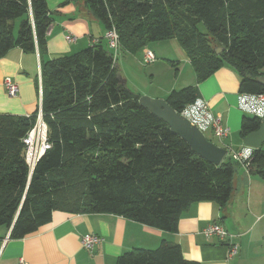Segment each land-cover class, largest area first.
<instances>
[{
	"label": "trees",
	"instance_id": "1",
	"mask_svg": "<svg viewBox=\"0 0 264 264\" xmlns=\"http://www.w3.org/2000/svg\"><path fill=\"white\" fill-rule=\"evenodd\" d=\"M69 1V0H67ZM103 26L118 34L119 48L175 36L200 82L223 65L240 76L239 92H264L256 77L264 67V0H83ZM18 20L17 33L13 28ZM51 23L46 0H0V56L11 46L46 50ZM215 41L223 49L215 52ZM41 109L51 146L30 171L21 141L35 115H0V225L19 239L49 222L53 210L112 213L173 230L190 202L224 204L239 163H211L139 104L120 83L103 37L69 55L41 60ZM196 88L172 89L166 102L178 113ZM243 116L240 136L258 128ZM249 171L264 180V149ZM31 172V173H30ZM116 264H200L177 243L136 247Z\"/></svg>",
	"mask_w": 264,
	"mask_h": 264
},
{
	"label": "crops",
	"instance_id": "2",
	"mask_svg": "<svg viewBox=\"0 0 264 264\" xmlns=\"http://www.w3.org/2000/svg\"><path fill=\"white\" fill-rule=\"evenodd\" d=\"M46 4L51 23L46 33L45 52L40 55L37 47L28 52L13 45L0 56V115L36 113L41 103V60L80 51L79 45L86 47L103 37V26L83 0L75 3L46 0ZM67 33L73 34L75 40L67 41ZM69 42H74L76 47H71ZM5 77L17 84L16 95L7 93ZM239 81L237 71L225 64L192 84L196 85V97L206 100L211 111L220 115L222 124L229 128L223 143L231 147L233 141L236 147L243 145L240 125L244 112L237 107ZM170 91L168 88L152 96L165 99ZM259 149L264 148L261 145ZM211 223H219L234 235L232 241L238 244V251L232 258L227 257V240L204 234V228ZM9 231L0 225V264H18L19 259L25 264H116L123 252L136 247L154 249L163 240L179 244L185 259L200 264H264V180L240 164L236 165L228 200L224 204L213 199L190 202L180 212L173 230L112 213L53 210L49 222L28 236L12 239ZM86 233L102 238L92 251L81 246V236Z\"/></svg>",
	"mask_w": 264,
	"mask_h": 264
},
{
	"label": "built area",
	"instance_id": "3",
	"mask_svg": "<svg viewBox=\"0 0 264 264\" xmlns=\"http://www.w3.org/2000/svg\"><path fill=\"white\" fill-rule=\"evenodd\" d=\"M67 41H74L75 36L71 33L65 34ZM103 38L110 49L115 53L119 50L118 34L112 26L110 29L104 31ZM97 42V40L93 41ZM144 62L150 63L155 60V55L150 50L144 53ZM40 75V74H39ZM4 85L9 95L14 96L18 92L17 84L10 78H4ZM39 92L41 95V75L39 76ZM237 107L244 113H249L261 120L264 117V92H239L237 94ZM190 123L195 125L203 134L210 129L213 135L221 140L223 147L226 149V154L237 161L245 169L250 168L253 158L254 148L247 145H242L238 149H232L231 146L223 143V139L228 136L229 128L224 126L220 115H215L206 100L196 97L191 103L187 104L180 112ZM24 145V158L29 166L30 171L33 170L37 160L42 154L50 148L51 142L48 139V127L43 118L41 103L35 115V121L27 130L21 139ZM207 236H217L220 240L228 241V258H232L238 251V244L233 242L234 235L227 231L219 223H211L207 225L204 230ZM102 238L93 233H86L81 236V246L87 251H92L94 246L98 244ZM18 264H25L23 259H19Z\"/></svg>",
	"mask_w": 264,
	"mask_h": 264
},
{
	"label": "rangeland",
	"instance_id": "4",
	"mask_svg": "<svg viewBox=\"0 0 264 264\" xmlns=\"http://www.w3.org/2000/svg\"><path fill=\"white\" fill-rule=\"evenodd\" d=\"M69 1L76 2V0ZM18 24L19 22L16 20L13 28L14 34L17 33ZM69 43H71V47H76L74 42ZM210 46L214 48L221 47L213 40H210ZM79 48L84 49L85 46L80 47L79 45ZM111 50L119 78L124 81V84L130 91L139 96L145 95L152 98H160L153 97L152 94H162L168 88L172 90L192 86L194 82L197 84L193 67L188 62L186 53L175 36L157 41H147L134 51L122 49L121 47L117 53L113 49ZM147 50H150L155 55V60L150 63L144 62V53ZM221 51L223 49H219V52ZM72 53L69 52L65 55ZM194 87L196 88V85ZM244 115L252 117L249 113H244ZM204 135L214 144L218 146L222 145L221 140L213 135L210 129L205 131ZM231 145L234 150L239 147H236L235 141ZM261 145L264 148V141ZM229 156L227 154L225 158L228 159Z\"/></svg>",
	"mask_w": 264,
	"mask_h": 264
},
{
	"label": "water",
	"instance_id": "5",
	"mask_svg": "<svg viewBox=\"0 0 264 264\" xmlns=\"http://www.w3.org/2000/svg\"><path fill=\"white\" fill-rule=\"evenodd\" d=\"M219 49L222 47H216L214 50L218 53ZM256 79L264 85V74L257 76ZM120 83L124 84V81L120 79ZM139 104L159 120L165 122L173 133L184 139L192 151L205 160L219 164L227 155L226 149L208 140L195 125L174 110L165 99L143 95L139 97ZM242 141L244 145L254 149L260 148L264 141V117L260 120L258 128L246 134Z\"/></svg>",
	"mask_w": 264,
	"mask_h": 264
}]
</instances>
